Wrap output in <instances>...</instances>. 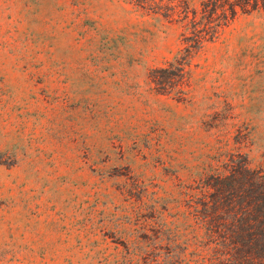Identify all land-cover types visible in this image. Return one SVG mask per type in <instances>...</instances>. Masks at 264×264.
<instances>
[{
    "label": "rangeland",
    "instance_id": "rangeland-1",
    "mask_svg": "<svg viewBox=\"0 0 264 264\" xmlns=\"http://www.w3.org/2000/svg\"><path fill=\"white\" fill-rule=\"evenodd\" d=\"M140 2L0 0V264H130L212 156L264 169V14L193 56L177 101L149 72L180 29Z\"/></svg>",
    "mask_w": 264,
    "mask_h": 264
},
{
    "label": "trees",
    "instance_id": "trees-1",
    "mask_svg": "<svg viewBox=\"0 0 264 264\" xmlns=\"http://www.w3.org/2000/svg\"><path fill=\"white\" fill-rule=\"evenodd\" d=\"M137 4H140V0ZM172 3V4H170ZM164 18L180 29L181 48L166 65L149 72L159 94L186 99L191 59L215 43L241 14H264V0H168ZM169 5L171 6L169 10ZM182 219L159 218L146 234L144 251L130 264H264V169L248 154L212 156Z\"/></svg>",
    "mask_w": 264,
    "mask_h": 264
}]
</instances>
